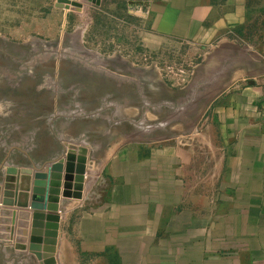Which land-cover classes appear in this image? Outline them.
Returning <instances> with one entry per match:
<instances>
[{
	"label": "crops",
	"instance_id": "crops-1",
	"mask_svg": "<svg viewBox=\"0 0 264 264\" xmlns=\"http://www.w3.org/2000/svg\"><path fill=\"white\" fill-rule=\"evenodd\" d=\"M127 12L146 59L213 48L188 87L210 103L189 144L126 142L102 164L88 147L80 196L60 198L57 264H264V0H150Z\"/></svg>",
	"mask_w": 264,
	"mask_h": 264
},
{
	"label": "rangeland",
	"instance_id": "rangeland-1",
	"mask_svg": "<svg viewBox=\"0 0 264 264\" xmlns=\"http://www.w3.org/2000/svg\"><path fill=\"white\" fill-rule=\"evenodd\" d=\"M75 1L84 7L66 19L56 0H0V264H39L28 250L31 216L20 233L16 224L19 210L30 211L33 165L83 156L84 181L88 147L102 164L122 143L200 139L210 101L188 98V87L213 48L146 59L124 23L128 8L139 14L150 0Z\"/></svg>",
	"mask_w": 264,
	"mask_h": 264
},
{
	"label": "water",
	"instance_id": "water-1",
	"mask_svg": "<svg viewBox=\"0 0 264 264\" xmlns=\"http://www.w3.org/2000/svg\"><path fill=\"white\" fill-rule=\"evenodd\" d=\"M56 6L80 11L83 4L75 0H57ZM76 161L77 165L74 166ZM84 161L83 156L76 157L71 154L66 162L63 158L54 160L34 172L31 201L28 205L33 211L28 250L36 256L39 264H57L55 253L60 216L56 212L59 210L61 195L75 198L80 196L78 193L83 187ZM65 166L66 174L64 176ZM74 173L77 177L74 179L76 184L74 193H72L69 189L72 187L71 179H73ZM63 179L65 180L64 184ZM62 187L65 189L63 192Z\"/></svg>",
	"mask_w": 264,
	"mask_h": 264
},
{
	"label": "trees",
	"instance_id": "trees-1",
	"mask_svg": "<svg viewBox=\"0 0 264 264\" xmlns=\"http://www.w3.org/2000/svg\"><path fill=\"white\" fill-rule=\"evenodd\" d=\"M242 32H243L242 29L237 30V34H238V35H241Z\"/></svg>",
	"mask_w": 264,
	"mask_h": 264
},
{
	"label": "built area",
	"instance_id": "built-area-1",
	"mask_svg": "<svg viewBox=\"0 0 264 264\" xmlns=\"http://www.w3.org/2000/svg\"><path fill=\"white\" fill-rule=\"evenodd\" d=\"M25 252H26V251H25ZM26 256H27V260H28V259H29V260L32 259V258H30L27 254H26ZM27 260H26V261H27ZM13 261H14V259H13Z\"/></svg>",
	"mask_w": 264,
	"mask_h": 264
},
{
	"label": "bare ground",
	"instance_id": "bare-ground-1",
	"mask_svg": "<svg viewBox=\"0 0 264 264\" xmlns=\"http://www.w3.org/2000/svg\"><path fill=\"white\" fill-rule=\"evenodd\" d=\"M58 160V159H57Z\"/></svg>",
	"mask_w": 264,
	"mask_h": 264
}]
</instances>
